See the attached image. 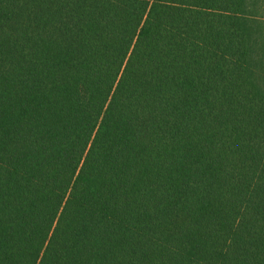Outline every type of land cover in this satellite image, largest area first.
Listing matches in <instances>:
<instances>
[{
  "label": "trees",
  "instance_id": "1",
  "mask_svg": "<svg viewBox=\"0 0 264 264\" xmlns=\"http://www.w3.org/2000/svg\"><path fill=\"white\" fill-rule=\"evenodd\" d=\"M0 264H264V0H0Z\"/></svg>",
  "mask_w": 264,
  "mask_h": 264
}]
</instances>
